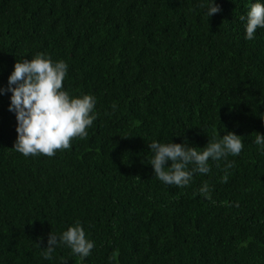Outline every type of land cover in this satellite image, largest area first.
I'll use <instances>...</instances> for the list:
<instances>
[{
  "label": "trees",
  "instance_id": "obj_1",
  "mask_svg": "<svg viewBox=\"0 0 264 264\" xmlns=\"http://www.w3.org/2000/svg\"><path fill=\"white\" fill-rule=\"evenodd\" d=\"M254 2L207 17L209 0H0V264H264V28L248 40L240 20ZM37 53L96 100L87 137L52 157L13 148L8 77ZM229 131L239 155L186 187L155 176L152 141L200 151ZM77 221L85 258L59 241Z\"/></svg>",
  "mask_w": 264,
  "mask_h": 264
},
{
  "label": "clouds",
  "instance_id": "obj_2",
  "mask_svg": "<svg viewBox=\"0 0 264 264\" xmlns=\"http://www.w3.org/2000/svg\"><path fill=\"white\" fill-rule=\"evenodd\" d=\"M219 11L214 0H209L207 17ZM240 20L245 21V38L254 39L257 29L264 28V3L259 0L250 3L246 17L242 15ZM67 69L64 61H53L44 53L14 63L7 88L11 93L9 111L15 113L17 121L13 148L25 157L39 154L52 157L57 150L69 149L74 138L87 137V129L96 119L93 111L95 97L90 94L71 95L64 90ZM4 91L0 88V93ZM216 135L220 139L213 138L200 151L198 147L185 143H149L148 148L153 153L150 164L155 176L168 185L186 187L195 172L207 174L210 171L209 159L219 161L228 155L237 156L242 151L241 136L231 131L223 136ZM254 143L264 146V135L257 132ZM189 165L194 167L190 170ZM223 181L227 182V175ZM201 191L206 193L207 185ZM59 241L81 258L89 256L95 247L78 221L62 232ZM57 242V236L50 233L44 252L46 259L51 258ZM117 256L118 253H114L112 259Z\"/></svg>",
  "mask_w": 264,
  "mask_h": 264
}]
</instances>
